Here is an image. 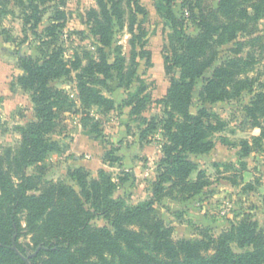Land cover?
Segmentation results:
<instances>
[{"label": "trees", "instance_id": "obj_1", "mask_svg": "<svg viewBox=\"0 0 264 264\" xmlns=\"http://www.w3.org/2000/svg\"><path fill=\"white\" fill-rule=\"evenodd\" d=\"M13 1L27 11L25 23L36 27L41 20V5L53 0ZM157 1L159 12L173 28L165 56L166 69L170 73L178 68L180 76L171 78L166 95L157 101L165 107L164 117L149 119L139 135L141 143L148 142L150 133L158 129L163 137L164 157L158 165L151 198L128 206L116 200V183L105 170L99 172L98 178L91 177L82 167L69 171L70 180L47 178L48 155L63 150L54 136L66 129L67 114L77 112L76 101L54 82L76 71L82 104L110 112L118 106L102 89L109 88L114 80L129 89L137 76V57L150 54L145 47L146 30L137 19L139 13H145L144 7L136 0H96L97 8L87 12L91 32L100 45L96 54L82 49L67 63L60 48L43 51L42 60L17 53L19 67L24 71L18 83L32 93L36 119L20 127L17 150H0V264H264V228L249 217L217 237L201 229V238L175 239L173 227L166 224L155 207L165 197L189 200L208 185L203 171L191 179L198 165L189 155L210 152L215 147L213 135L223 125L206 104L238 99L255 91L256 80L248 75L255 57L252 53L244 57L241 52L244 45L264 44V0H220L218 8L206 0H197L199 31L195 35L188 34L183 21L174 14V0ZM127 9L132 35L131 70L120 45L114 50V61L106 51L113 45L116 26H125ZM56 26L54 23L47 31H54ZM232 42L240 48L233 50V57L216 65L221 47ZM211 68L212 75L199 91L204 106L193 114L197 81ZM133 96L124 105L132 106L131 114L136 116L152 102V95L143 90ZM245 112L248 124L260 128L261 134L253 142H241V156L261 151L263 91L254 94ZM86 128L83 121V129ZM223 142L227 143V139ZM109 156L106 160L110 164L119 160ZM174 192L178 197H173ZM21 212L26 213L27 227L36 246L43 243L45 248L28 262L24 246L18 240L15 244L12 241ZM98 215L105 217L110 227L94 225L92 221ZM234 243L244 251L236 253Z\"/></svg>", "mask_w": 264, "mask_h": 264}, {"label": "rangeland", "instance_id": "obj_2", "mask_svg": "<svg viewBox=\"0 0 264 264\" xmlns=\"http://www.w3.org/2000/svg\"><path fill=\"white\" fill-rule=\"evenodd\" d=\"M136 1L145 9V13H139L137 19L146 30L145 47L150 54L145 58L137 57V76L133 84L128 89L120 86L118 80H114L110 82L109 88H103V93L113 98L118 106L113 111L103 112L98 106L82 104L76 71H72L69 77L56 80L54 84L63 88L76 101L77 112L67 114L66 129L54 136L63 150L52 152L47 157L50 165L47 178L55 181L70 180L68 173L76 167L86 169L93 178H98L99 172L105 170L116 183L113 197L127 206L138 205L151 198L158 165L164 157L161 130L150 133L148 142H140L143 149L137 156L141 160L137 169L130 164H123V153L126 156L135 153L137 139L140 141L139 135L147 128L149 119L164 117L165 107L157 101L166 95L171 78L180 76L178 68L169 73L165 65L169 35L173 31L171 23L159 12L157 0ZM196 1L174 0L171 6L177 18L183 21L185 31L191 35L199 31ZM206 1L218 8L220 0ZM93 8H97L96 0H64V3L53 0L41 5V20L38 26L32 27L25 23V9L15 6L13 0H0L1 151L5 148L17 150L21 141L20 127L36 119L32 93L24 90L18 83V77L24 71L19 67L17 53L42 60L43 51L60 48L62 59L67 63L82 49L96 54L100 45L91 32L87 18V12ZM128 17L129 9L125 14V26H116L113 45L106 51L111 54V61H114V50L120 45L127 66L130 65L128 69L131 70L132 35L128 30ZM54 23L57 25L54 31L48 32L47 28ZM261 23L264 25V19ZM246 40L247 38H239V41ZM238 48L240 45L236 42L222 46L216 65L233 57V50ZM249 53L255 57L254 68L248 73L256 80L255 91L238 99L206 104L209 112L222 121L223 125L213 135L215 147L210 152L189 155L198 165L191 179L195 180L199 171H203L208 185L189 200L165 197L162 202L155 204L160 217L173 227L175 239L201 238V229H206L209 235L217 237L247 217L264 228V138L260 142L261 151L253 152L249 156H241L239 153L242 141L253 142V138L261 134L260 128H253L246 121L245 107L256 92H264V44L244 45L241 55L245 57ZM212 72L213 68L208 69L197 81L191 105L193 114H197L204 106L199 99V91ZM143 90L152 95V102L141 114L133 116L132 106L124 103L128 104L135 93ZM83 121L86 123V130L83 129ZM76 138L79 139L81 150L72 153L71 142ZM224 138L227 143L223 142ZM95 141L99 147H96ZM98 151L101 153L98 156L106 167L97 166L93 159ZM107 154L119 160L116 159L110 164L106 160ZM80 162L89 168L80 165ZM134 171L137 173L134 174ZM175 196L178 197L174 192L173 197ZM92 222L99 227H110L109 221L101 215L96 216ZM18 223L12 241L15 244L18 240L24 246L28 260L45 248L43 243L36 246L33 234L27 227L25 212L18 215ZM232 246L238 254L244 251L235 243Z\"/></svg>", "mask_w": 264, "mask_h": 264}, {"label": "crops", "instance_id": "obj_3", "mask_svg": "<svg viewBox=\"0 0 264 264\" xmlns=\"http://www.w3.org/2000/svg\"><path fill=\"white\" fill-rule=\"evenodd\" d=\"M120 131V130H119ZM115 135V134H114ZM82 136V135H81ZM78 137H80V135L78 136ZM78 142H79V139L78 138H76L75 140H73V142H71V147H70V151L72 152V153H75V152H79L81 149H80V147H79V144H78ZM95 143H96V147H99V144L95 141ZM94 143V144H95ZM92 146V145H91ZM137 146V147H136ZM136 146H135V153L134 154H132V155H127L126 156V153H123V157H124V161H123V164L124 165H128V164H130V165H132L134 168H138L139 167V163L141 162V160H139L140 159V157H137V156H139L138 154H139V152H142V149L143 148H141V143H140V141H139V139H137V143H136ZM102 150V149H101ZM100 153V151H98L96 154H94L95 156H93L94 158L93 159H95V162L97 163V166H100V167H106L104 164H103V162H102V160H101V158H100V156H98V155H100L99 154ZM141 154H143V153H141ZM125 155V156H124ZM141 157L143 156V155H140ZM75 157L76 158H78L77 157V155H75ZM80 165H82V166H86L83 162H80ZM87 167V166H86ZM87 168H89V167H87ZM136 171H134L133 173L134 174H136L135 173Z\"/></svg>", "mask_w": 264, "mask_h": 264}, {"label": "water", "instance_id": "obj_4", "mask_svg": "<svg viewBox=\"0 0 264 264\" xmlns=\"http://www.w3.org/2000/svg\"><path fill=\"white\" fill-rule=\"evenodd\" d=\"M28 262V260H26Z\"/></svg>", "mask_w": 264, "mask_h": 264}]
</instances>
